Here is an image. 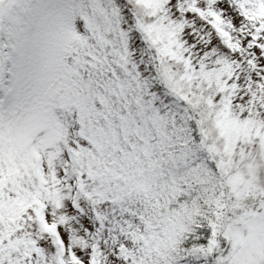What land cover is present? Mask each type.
<instances>
[{"label": "snow or ice", "instance_id": "snow-or-ice-1", "mask_svg": "<svg viewBox=\"0 0 264 264\" xmlns=\"http://www.w3.org/2000/svg\"><path fill=\"white\" fill-rule=\"evenodd\" d=\"M0 264H264V0H0Z\"/></svg>", "mask_w": 264, "mask_h": 264}]
</instances>
